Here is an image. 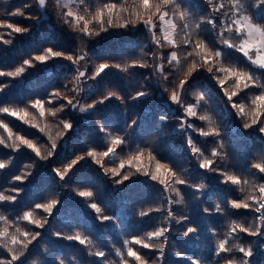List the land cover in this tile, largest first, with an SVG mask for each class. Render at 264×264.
<instances>
[{
    "label": "trees",
    "instance_id": "1",
    "mask_svg": "<svg viewBox=\"0 0 264 264\" xmlns=\"http://www.w3.org/2000/svg\"><path fill=\"white\" fill-rule=\"evenodd\" d=\"M74 2L76 12L81 15H87L86 8L95 11L105 3H117L130 10L134 5L138 6V0ZM214 2H223L225 10L230 7L228 0ZM177 3L180 4L181 10L189 13L187 21H177L189 25L185 31L191 33L193 39L199 36L209 47L222 51L223 55L217 66L248 70L259 77L256 85L233 98L244 103L245 110L248 111L251 98L261 91L258 85L264 84V70L252 65L234 48L224 47L217 39V32L212 31L210 25L203 24L199 30L196 29L195 25L202 17L211 16L218 24L228 20V17L221 13L212 11V6L207 0H177ZM243 3L247 8L244 14L254 17L253 22L264 28V6L255 7L254 0H243ZM26 4L30 7L24 8ZM17 8L23 9L26 15L10 16L9 13ZM66 12L56 0H46L43 9L38 6L36 0H0V20L30 29L26 33L9 37L7 33L11 30L0 28L4 38L12 40L10 44L0 42V71L14 70L24 59H29L47 47L63 50L66 54L86 56L85 61L79 65H74L66 58H57L47 64L36 63L35 67L28 68L21 77H0V84L7 85L0 91V107L23 109L37 98H47L48 93L53 90L64 91L63 86L66 84L70 89L75 88L77 84L73 81L77 67L91 76L99 63L123 66L132 61L147 60L149 66L130 67L127 71L109 67L96 80L82 78L79 82L81 91L77 97L82 104L91 103L108 92H116L123 100L114 96L104 104H98L90 112L81 113L69 107L59 113L58 117L70 120L73 128L62 139L57 140L56 153L48 160H40L35 153L23 146L13 151L0 145V160H11L5 169H0V191L6 195H15L11 189H23L17 195L16 201H0V215L12 222L8 227L10 234L15 232L16 227L41 232V236L29 246L25 257L21 258L20 264H59L61 260L65 261V264H102L101 258L89 254L97 250H103L109 261L118 262L120 257L116 256L115 249H123L125 240H131L133 236L143 237L147 232L161 226L169 227L170 231L166 234L168 243L165 245L160 264H190L191 259H199L202 264H217V261L223 264L222 258L215 255L214 249L217 242L230 232L232 222L253 226L259 223L256 221L258 213L251 209H232L228 202L231 199H242L248 194L251 184L264 182V174H258L257 170L251 167L253 163L264 162V134L255 126L250 129L243 128V123L250 121L237 115V110L231 107L224 90L213 78L214 73H208L203 68L188 78L189 83L185 85L182 98L188 103H194L202 94L205 99L201 101L198 116L207 115L210 121H200L192 117L189 119L206 130L209 127L217 128L220 135L205 138L191 129L179 128L183 109L171 102L169 95L179 80L186 78L187 64L178 68L169 65L166 57L172 50L177 51L178 57L181 58L186 54L182 43L185 32L180 28H177L175 34V40L180 44L178 48L167 44L164 47L153 45L151 33L142 24L128 28L109 27L99 36L82 38L79 29L83 25L70 27L65 23ZM171 14L170 11L169 15ZM128 15L129 12L125 11L120 22L122 23ZM29 16L31 18H27ZM88 18L91 19V16ZM225 37L238 43L234 32H225ZM157 38L163 40L159 25ZM153 51L158 53L155 59L152 56ZM153 64H162L166 71L175 74V80L169 76L168 81H165L159 72L153 71ZM225 87L229 91L232 90L230 82ZM165 88L169 91H164ZM140 90L147 91L148 95L136 100L130 98ZM67 94L77 95L73 92ZM29 111L35 113L34 109L29 108ZM161 116L167 117V120L162 121ZM0 119L9 124L14 134L24 135L38 142L42 154H46L45 134L6 113H0ZM133 120L136 121L135 125H132ZM39 122L41 125L49 123V132L55 136L58 121L46 117ZM101 124L107 129L106 132L100 131ZM109 132L111 136L108 135ZM0 134L7 136L3 129H0ZM117 135L123 137L126 144L117 146L116 155L107 159L106 166H118L121 159H126L129 153H135L138 149H145V156L150 150L162 163H167L177 170L192 185H177L183 197L182 203H169V197L180 198L174 193L164 191L158 181L136 173L135 169L128 170L132 173L129 181L121 185L114 184L111 173L105 174L103 168L86 156L87 150L91 148L97 151L106 150L110 146L111 138ZM189 136L208 158H211V150L218 147V141H222L224 147L221 151L226 153V156L216 157L214 166L226 170L229 174L239 175L241 185L224 183L223 177L218 173L199 168L198 161L186 143ZM79 155L85 156V159L80 161L64 180H60L53 169L63 170L65 164ZM154 163L153 161L152 170ZM24 172L31 173L25 181L13 180L14 176ZM244 179L249 181L248 185L243 184ZM201 184L204 185L202 189L198 188ZM241 186L245 188V192L239 190ZM79 190L93 191L92 199L101 207V214L113 219H98L85 198L77 195ZM252 192L259 195L258 190ZM54 198L60 203L53 210V215L48 217V224L44 228L37 229L34 225L18 219L23 212L34 209L36 203H44ZM217 204L224 209L222 212L215 210ZM150 208L159 211L153 210L143 217L140 215L141 211L147 212ZM168 209L173 211L176 218L185 219L180 223H177L176 219L167 220ZM205 209L209 211L206 212ZM35 211L41 218L46 215L42 210ZM4 227V222L0 221V229ZM188 227H194L197 231L186 237L183 232ZM57 232L63 236L80 233L86 236L91 244L80 245L78 241L56 236ZM229 242L250 247L253 256L247 259H250L251 264H264V236H248L237 231L232 233ZM133 247L139 248L138 245ZM141 252L150 259L159 255L155 250L141 249ZM177 252L183 255L177 256ZM6 255L7 253L0 249V258ZM233 255L237 259L242 257V253L235 250ZM126 258L129 264H135L132 258Z\"/></svg>",
    "mask_w": 264,
    "mask_h": 264
},
{
    "label": "snow or ice",
    "instance_id": "2",
    "mask_svg": "<svg viewBox=\"0 0 264 264\" xmlns=\"http://www.w3.org/2000/svg\"><path fill=\"white\" fill-rule=\"evenodd\" d=\"M38 6L43 9L46 6V0H36ZM83 3V0H81ZM212 6V11L221 13V15L228 17L227 21L217 22V20L211 16L202 17L195 27L197 30L201 28L203 24L211 26V30L217 32V39L220 40L224 47L235 49L237 52L242 53L244 57L254 66L264 70V28L253 22L254 17L244 14L247 12V8L243 3V0H228L230 7L225 10V4L223 2H214V0H207ZM254 6L259 8L264 6V0H254ZM30 7V5H24V8ZM129 12L128 17L124 18L121 23L120 18L122 14ZM172 13V19H167L169 12ZM87 15H81L71 10L64 13L66 17L65 23H68L70 27L83 26L79 29L81 37L91 38L93 36H99L101 32H106L109 27L128 28L130 26H136L142 24L151 33L152 43L158 47H164L165 44L172 45L175 48L180 47L175 40V34L177 28L185 32V37L182 41L183 47L186 50V54L183 58L178 57V53L175 50L170 51L167 54V63L169 65L183 68L184 64H187L186 78L179 80L178 85L174 86L169 95L171 102L179 105L183 109V115L180 117L179 128L181 130L191 129L193 132L198 133L202 137H218L220 132L215 127H209L207 130L204 127H198L192 123L189 117L198 118L200 121H210V117L207 115H199L198 109L201 106V101L205 98L201 94L194 103H188L184 100L183 93L185 85L189 83L188 78L192 77L193 73L203 69H206L208 73H214L213 78L217 80L220 87L224 90V95L227 97L233 109L237 110V115L247 118L250 122L243 123V128L250 129L254 126L258 128V131L264 134V84H259L261 91L258 94L253 95L248 105L249 110H245V104L237 100L234 97H238L241 92L249 89L251 86L256 85L259 81V77L248 70L238 69L235 67L217 66L223 53L220 49H214L208 46V44L199 36L193 39L192 34L186 32L189 25L187 23L180 24L177 21H187L189 13L186 10H181V6L177 3V0H138V6L134 5L133 8L126 9L121 7L117 3H105L102 6L95 9V11H89L85 9ZM10 16H25V12L21 8H17L15 11L9 13ZM91 16V19L88 18ZM116 17L114 20L113 17ZM27 18H31L30 16ZM160 26V30L163 32V40L157 38V26ZM0 28L11 30L7 33L9 37H13L15 34H23L30 31L29 28L23 27L6 20H0ZM225 32L235 33V37L238 38V43L234 42L232 38H226ZM0 42L3 44H10L11 39H5L4 34L0 33ZM253 50L255 51V57L253 56ZM153 58L158 57L156 51L152 52ZM57 58H66L74 65H79L82 61H85V55H75L72 53H65L63 50H58L54 47H47L42 49L38 54L31 56L29 59H24L22 64L11 71H0V77H21L28 68L35 67L36 63L47 64L50 60ZM148 61H132L125 65L109 63H99L95 66L91 76H88L85 71H81L79 67L75 69L76 75L74 77V83L77 84L75 88H69L66 84L63 86L64 91L60 89L53 90L48 93L47 98H37L30 102L28 106L23 109H10L8 107H0V113H6L9 116L16 117L23 121V123L29 125L32 128L38 129V131L47 136L45 141V153L42 154L41 147L38 146V142H34L32 139L27 138L24 135L14 134L12 128L3 119H0V129H3L7 136L0 134V145L5 148H10L13 151L19 150L22 146L30 149L35 156L40 160H48L53 157L57 150V140L62 139L73 128V124L70 120L60 119L58 114L63 112L67 108H72L81 113H86L94 110L98 104H104L112 97L123 100V97L116 92H108L106 95L93 100L91 103L82 104L78 99V94L81 91L79 88V82L82 78L96 80L101 76L109 67L122 68L123 71H127L130 67H148ZM153 71L159 72L165 81H168L169 76L175 80V74L168 72L164 69L162 64H153ZM223 74V75H221ZM231 83L232 90L229 91L225 87L226 84ZM7 85L0 84V91H3ZM164 91L168 92L169 89L165 88ZM67 92H73L77 95H68ZM148 95L145 90L136 92L134 96L130 98L133 100L140 99ZM63 101V102H61ZM29 108L34 109L35 113L29 111ZM46 117L52 118L54 121H58L56 127L57 131L55 136L49 132L50 124L44 123L41 125L39 121L45 120ZM162 121L167 120V117L161 116ZM136 121H132V125H135ZM131 126V125H129ZM101 132H106L107 129L103 124L100 126ZM111 136V133H108ZM187 145L194 158L198 161V166L201 169H205L209 172L218 173L223 177L224 183H230L231 185L240 186L242 181L241 177L235 173L229 174L226 170L217 168L216 157L226 156V153H222L224 147L222 141H218V147H214L211 152V158L205 157L201 147H199L192 139L188 137L186 140ZM126 144V140L121 136L112 137L110 140V146L104 151H97L95 148L88 149L86 156L90 158L95 164L104 169L105 174L111 173V178L114 184L121 185L129 181L131 172L128 170L135 169L136 173H139L145 177H150L152 181H158L163 186V190L166 192L174 193L176 197L180 199L168 198V202L172 204L182 203L183 197L180 189L177 185H184L192 187L189 182L183 178V176L174 168L170 167L167 163H162L152 151H147L145 156V149H138L135 153H129L126 159H121L118 166L108 167L106 161L109 157L116 155L117 146ZM85 159V156L79 155L75 159H72L70 163H67L61 168H54L53 171L60 180H64L74 167ZM154 163V170H152V162ZM11 160H0V169H5ZM31 167V166H28ZM252 168L257 170L258 174H264V162L253 163ZM127 168V170H126ZM30 172H24L21 175L13 177L14 181L23 182ZM255 175V174H254ZM244 185H248L247 179L243 180ZM198 188H204L201 184ZM241 192H245L244 187H240ZM252 190H258L259 195L253 194ZM22 188H13L11 192L15 195H6L0 191V201H16L17 195L22 192ZM79 197L85 198L88 206L93 209L97 218L101 221H107L113 219L110 216L102 215V209L97 203L93 201L94 193L91 190H79L77 192ZM60 201L58 199H50L44 203H36L34 209L23 212L18 219L26 221L29 225H34L37 229H42L48 224V217L53 215V210L58 206ZM229 206L232 209H251L259 215L256 217L258 221L257 226L245 225L236 221H233L230 225V232L225 234V238L220 239L214 249V253L217 257L222 258L223 264H251L250 258L253 256V251L250 247H245L240 244L229 242V238L232 233L239 231L240 233H246L248 236L260 237L264 236V182H256L249 186L248 194L242 199H231ZM35 210H42L44 215L42 218L36 213ZM159 211V209H149L147 212L141 211L140 215L146 216L151 211ZM217 212H222L224 209L219 204L215 206ZM204 211H209L205 209ZM167 220L176 219L177 223H180L185 217L176 218L171 209L167 210ZM0 221L4 222L5 227L0 229V249L4 250L7 255L4 258H0V264H20L21 258L25 257V254L29 251V246L33 241H36L41 236L40 231H33L30 228L16 227L15 232L9 233L8 227L12 222L8 221V218L0 215ZM170 231L169 227L161 226L153 231L147 232L143 237L133 236L131 240H125L123 249H115V254L120 257L118 262L109 261L106 258V253L103 250H97L94 253L90 252V255H94L97 258L102 259V264H129V260L126 257L132 258L135 264H160L161 258L164 256L165 245L168 243L167 233ZM197 231L194 227H188L183 232L184 236H189L191 233ZM56 236L67 239L69 241H78L80 245H89L91 241L80 233L74 235L63 236L62 233H55ZM154 241H159L156 243ZM133 245H138L139 248H134ZM141 249L155 250L159 252V255L155 259H150L146 255L142 254ZM238 251L242 253V257L237 259L233 252ZM177 256H182L180 252L176 253ZM35 264V262H33ZM59 264H65V261L61 260ZM190 264H202L199 259H191ZM217 264H220L217 261Z\"/></svg>",
    "mask_w": 264,
    "mask_h": 264
},
{
    "label": "rangeland",
    "instance_id": "3",
    "mask_svg": "<svg viewBox=\"0 0 264 264\" xmlns=\"http://www.w3.org/2000/svg\"><path fill=\"white\" fill-rule=\"evenodd\" d=\"M61 6H63L65 9H66V11H69V10H71V11H73V12H76V10H75V2H74V0H56ZM78 13V12H77ZM173 17H172V14L171 15H169L168 17H167V19H172ZM161 31V30H160ZM161 34H162V36H163V32L161 31ZM253 56L255 57V51L253 50ZM246 58V57H245ZM247 59V58H246Z\"/></svg>",
    "mask_w": 264,
    "mask_h": 264
}]
</instances>
